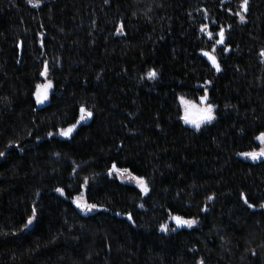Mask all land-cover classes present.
Segmentation results:
<instances>
[{"label":"trees","instance_id":"obj_1","mask_svg":"<svg viewBox=\"0 0 264 264\" xmlns=\"http://www.w3.org/2000/svg\"><path fill=\"white\" fill-rule=\"evenodd\" d=\"M242 3L0 0V264H264V157L243 155L264 148V0ZM205 96L196 131L179 98Z\"/></svg>","mask_w":264,"mask_h":264},{"label":"snow or ice","instance_id":"obj_2","mask_svg":"<svg viewBox=\"0 0 264 264\" xmlns=\"http://www.w3.org/2000/svg\"><path fill=\"white\" fill-rule=\"evenodd\" d=\"M29 2H32V0H29ZM33 7H39V3H33ZM241 7L244 9V11H247V7H248V0H243V3L241 4ZM243 16H241V20L243 21ZM123 31V26H121V32ZM201 31H204V29L202 28ZM221 39L218 41V43H223V36H224V33L221 32L219 33ZM208 36H209V39H212V33L209 32L208 33ZM214 51V49H213ZM203 55L207 56L208 59L212 62L213 66L216 68L217 71H220V65L217 63V60H216V57L214 55H212L211 53L209 52H204ZM261 55H264V52L261 53ZM47 73V66H45V73ZM156 76V73L155 72H151L149 74V78H154ZM51 88V83L49 82L48 85H40L38 86V90H37V93H36V96H37V100L38 102H43V100H46L47 99V96H48V91L47 89ZM43 90V91H41ZM207 100V97H202L201 98V103H203L204 101ZM181 103L184 104L185 106V116L183 117V119L185 120V123H189V124H192L194 127H196L197 129L200 128L201 124L202 123H211L214 119H215V116L213 114L214 112V109L212 107V105H207L206 107H200L198 106L197 104L193 103V102H190V101H187V100H184L183 98H181ZM80 112H81V119L84 118V114L86 113L87 117L91 118L92 116V113L91 112H86V109L81 107L80 109ZM75 129V125H73L72 127H69L68 129H61L60 131V135L61 136H70L71 133L74 131ZM49 135H52L51 133ZM257 140H259L261 142V144H264V133H261L258 137H257ZM18 147V146H17ZM4 153H0V156H3ZM245 157H250L251 159L253 160H256V159H259L260 157H264V148H261V150L257 153V152H249V153H244L243 154ZM113 168V171H116V172H127L128 170L127 169H118L116 168L115 165L112 166ZM109 175H111V172L109 173ZM137 180L138 184L141 186V191H143L145 194L148 193L149 191V188H148V185L146 183L145 180H143L142 178H134ZM58 192L61 193V195L64 194V191L63 189H57ZM79 200L80 198L77 197V206L78 207H81L82 210H84L85 208L88 210V211H92L96 208V205L95 204H86V205H81L79 203ZM245 203L248 204V207L249 208H252L253 205L252 204H249L248 203V200L245 199ZM141 207H143V205H141ZM261 207H264V205H261ZM35 217V209L33 210V218L32 219H29L28 220V224L31 225L32 222H33V219ZM129 220L132 219V216L129 215L128 217ZM173 219L175 220V222L177 223L178 226H183V225H187L188 227H191L195 221H192V220H184L182 217H179V216H175L173 217ZM161 230L162 231H165L167 232L168 231V226L167 225H163L161 227ZM201 264H203V262H201Z\"/></svg>","mask_w":264,"mask_h":264},{"label":"rangeland","instance_id":"obj_3","mask_svg":"<svg viewBox=\"0 0 264 264\" xmlns=\"http://www.w3.org/2000/svg\"><path fill=\"white\" fill-rule=\"evenodd\" d=\"M44 73H45V71H44L43 74H42V78L44 79V82H43L41 85H48L49 82H50V81L48 80V69H47V73H46V74H44ZM50 83H51V88L47 89V91H48L47 99H46V100H43V102H38V100H37V96H36L37 91H36V93H35V100H36V103H37V106H38V107H44V106H46V105H48V104L50 103L51 95H52V92H53V84H52V82H50ZM37 90H38V89H37ZM41 91H43V90H41ZM206 97H207V100L204 101L203 103H201V99H200L199 101H193V100H189V99H187L186 97H180V98H179V103H180V106H181V109H182V122L184 123V125H186L187 127L191 128V129H193V130L200 131V130H201L202 128H204L205 126H208V125L213 124V123L215 122V120H216V107H214L212 104H210V103L208 102V101H209V100H208V96H206ZM181 98H183L184 100H187V101L193 102V103L197 104V105L200 106V107H206V106L209 105V104L212 105V107H213V109H214L213 114H214V116H215V119H214L211 123H202L199 129H197L196 127H194L192 124L185 123V120L183 119V117L185 116V106H184V104L181 103ZM81 115H82V114H81ZM91 118H92V116H91ZM91 118L87 117L86 114H84V118H83V119H81V116H80L79 121L75 124V129H74V131L71 133L70 136H61V135L59 134L61 130H60L59 132H57V133L52 134L51 136H56V137L61 138V139H64V140H70V139L74 136V134L77 132V130L79 129V127H80L83 123L87 122V120H89V119H91ZM71 127H72V126H71ZM67 129H68V128H67ZM118 178H119L122 182H124V183L131 184V185L136 186V187L141 191V186L138 184L137 180L134 179V178H136V177L132 176L131 174H129V173L118 174ZM141 192H142L144 195H147V194L149 193V191H148L147 194H145L143 191H141Z\"/></svg>","mask_w":264,"mask_h":264},{"label":"water","instance_id":"obj_4","mask_svg":"<svg viewBox=\"0 0 264 264\" xmlns=\"http://www.w3.org/2000/svg\"><path fill=\"white\" fill-rule=\"evenodd\" d=\"M207 57V56H206ZM207 59H208V57H207ZM209 60V59H208ZM210 61V60H209ZM211 62V61H210ZM211 64H212V62H211ZM213 65V64H212ZM176 223V222H175ZM177 224V223H176Z\"/></svg>","mask_w":264,"mask_h":264},{"label":"bare ground","instance_id":"obj_5","mask_svg":"<svg viewBox=\"0 0 264 264\" xmlns=\"http://www.w3.org/2000/svg\"><path fill=\"white\" fill-rule=\"evenodd\" d=\"M210 62V61H209ZM211 63V62H210Z\"/></svg>","mask_w":264,"mask_h":264}]
</instances>
